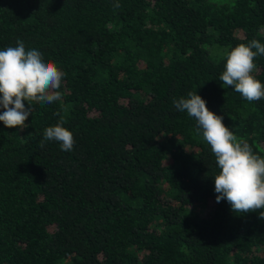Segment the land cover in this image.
<instances>
[{"label":"trees","instance_id":"obj_1","mask_svg":"<svg viewBox=\"0 0 264 264\" xmlns=\"http://www.w3.org/2000/svg\"><path fill=\"white\" fill-rule=\"evenodd\" d=\"M18 40L64 76L24 129L0 121V264H264V209L216 201L215 156L173 103L199 94L264 158V98L219 79L264 44V0H0V50ZM61 117L72 151L40 147Z\"/></svg>","mask_w":264,"mask_h":264},{"label":"clouds","instance_id":"obj_2","mask_svg":"<svg viewBox=\"0 0 264 264\" xmlns=\"http://www.w3.org/2000/svg\"><path fill=\"white\" fill-rule=\"evenodd\" d=\"M114 7L119 8V3ZM257 55H264V44L258 40L235 46L226 53L225 68L219 77L222 85L233 87L250 102L264 98V84L253 75ZM63 76L55 63L45 60L37 49L26 50L22 41L0 50V107L4 109L0 121L8 128L24 129L33 102L51 104L61 99L57 89ZM173 103L178 111H186L195 119L197 134L202 132L215 156L220 169L214 179L216 201L226 199L238 214L264 209V158L255 154L246 140L238 139L199 94L188 93L187 98ZM62 125L61 117L60 123L46 128L40 147L44 141L55 140L62 150L72 151L73 134ZM259 217L264 218V211H259Z\"/></svg>","mask_w":264,"mask_h":264}]
</instances>
